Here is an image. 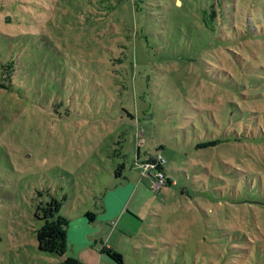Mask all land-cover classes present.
Segmentation results:
<instances>
[{
    "label": "rangeland",
    "instance_id": "rangeland-1",
    "mask_svg": "<svg viewBox=\"0 0 264 264\" xmlns=\"http://www.w3.org/2000/svg\"><path fill=\"white\" fill-rule=\"evenodd\" d=\"M51 1L40 0L34 14L46 32L40 38L48 40L41 43L62 54L40 44L41 57L22 67L20 89H0V264L68 256L117 264L101 252L107 244L125 264H264V189L234 184L237 173L230 171V164L251 165L245 156L251 147L263 158L264 143H241L240 152L230 144L194 149L208 133H221L215 114L229 101L231 115L264 128V0H230V52L222 49L230 83L218 74L220 38L197 21L203 0H176L182 8L172 0H139L140 9L117 7L90 28L85 8L68 11L67 1ZM12 6H5V21ZM23 13L14 20L27 18ZM77 21L83 30H74ZM17 23L10 25L14 36L25 30ZM118 56L121 65L112 62ZM192 106L210 111L188 124ZM142 136L154 153L155 144H164L173 184L159 192L134 164ZM256 193L261 203L245 201ZM52 197L70 224L63 256L37 246L43 221L36 210Z\"/></svg>",
    "mask_w": 264,
    "mask_h": 264
},
{
    "label": "trees",
    "instance_id": "trees-1",
    "mask_svg": "<svg viewBox=\"0 0 264 264\" xmlns=\"http://www.w3.org/2000/svg\"><path fill=\"white\" fill-rule=\"evenodd\" d=\"M12 2V7H14L15 11L12 13L10 17H12L11 21H5V15L9 13L5 6H7L8 2ZM58 1V0H57ZM67 1L69 3L68 8H66L65 3L61 6H64L68 11H71V7L76 8V6H81L85 8L86 11V19L87 23H85L86 28H90V25L97 24L96 19H99L97 15H107L109 18L113 15L117 7H126L129 9L132 8H141L138 1L139 0H62ZM174 6L183 7V3L181 5L176 4V0H172ZM199 1V0H198ZM53 2V0L51 1ZM51 2H49L51 4ZM203 4L199 1L197 4L198 17L197 21L200 24L201 28L206 30L208 33H211L213 36L218 35L220 38V63L218 64V74L224 77L229 83L230 79L227 78V69L224 67V61L222 56L225 53L222 49L230 52V0H203ZM33 3L35 5L34 9L27 7L25 8L23 4ZM42 10L40 0L36 7V0H0V45L3 47L4 56L0 54V89H5L8 92L15 93L20 89V84H22L23 75H22V67L26 64L36 63V60L40 58L37 54V51L40 50V44H42V48H46L50 51L59 52L62 54L59 46L55 44L48 45L46 43H41L40 39L46 40L45 38H40L43 36L42 34H46L42 27H40V17L36 16L34 12H38ZM24 12V13H23ZM19 13H23L27 18H20L17 22L23 21L24 31L19 32V34H14V29L10 26L12 23L15 26L18 24L14 20V16L20 17ZM65 15H69L65 13ZM73 15V14H72ZM65 21V19H64ZM16 22V23H14ZM66 22V21H65ZM83 23L77 21L75 24V31L77 29L83 30ZM19 25V24H18ZM17 26V25H16ZM26 34L31 38V42L27 43H12V39L19 35ZM108 38L110 40L111 45L114 43V34L111 32ZM39 38V39H38ZM228 41V42H227ZM119 49H122L120 45H118ZM123 55V54H122ZM122 56L114 57L112 62L115 65L123 64ZM108 60H111L108 59ZM132 63V62H131ZM230 100V99H229ZM227 100V101H229ZM222 105V104H221ZM193 107V114H191V118L187 117L189 120L188 124H191L192 119L195 117L197 119H201L202 112H209L210 110L206 108H200L198 106ZM198 110V111H197ZM163 113L162 110L159 109ZM212 111V110H211ZM128 116L133 120L134 126L139 125V121H136L134 112L128 111ZM204 118V117H203ZM244 118V117H243ZM242 118L240 113L236 115L230 114V101L226 105H222L221 108L215 114V123L218 124V127L221 131L219 135L213 138L212 134L208 133L207 138L201 139L194 144V149H211L214 146L220 145H232L235 150L240 152L241 143H264V128H260L255 124L250 127L247 126L246 122ZM205 123H208V118H204ZM132 125V128L134 127ZM256 126V127H255ZM230 128V129H229ZM229 129V130H228ZM123 134V132H122ZM137 134V131L134 132ZM224 135V136H222ZM145 141V137L142 141L136 143V151L131 150L134 153L133 160L134 164H138L147 159H152L158 153H161V149H163L164 144L159 142L154 145V149L156 153L151 151L150 149H146L143 145ZM247 147V145H246ZM135 149V146L133 147ZM252 151V152H251ZM188 152V151H187ZM184 152V154H188ZM162 154V153H161ZM163 155V154H162ZM231 156V155H230ZM246 159L251 162V165L247 163L243 166H239L240 168H236L234 165L230 164V171L237 173L236 176H233L232 182L257 187L259 189H264L262 182L260 181L263 178L262 172H264V157H259L257 152L251 147L247 150L245 155ZM188 157V156H187ZM240 158H236L235 160H239ZM120 165V164H119ZM120 167H125V162H121ZM238 167V166H237ZM163 170L168 176V181L165 185L173 184L172 178L170 177L169 170H167L166 165H162ZM238 170V172H236ZM115 176L121 175L120 168H115ZM150 187V185H149ZM255 198L245 199L248 202H256L261 203L262 198H257L258 193L255 194ZM261 199V200H260ZM61 206V201L55 197H52L46 203H41L38 205L36 210V216L43 221L42 225L37 230V246L40 251L52 253L58 256H63L67 251V227L69 224V219L59 214V209ZM86 215L90 220L95 218V213L91 211H87ZM102 253H106L113 260L117 262V264H125L123 256L120 252L115 250L110 246H103ZM48 264H83L78 258L73 256H68L65 259H61L59 261L49 262Z\"/></svg>",
    "mask_w": 264,
    "mask_h": 264
},
{
    "label": "built area",
    "instance_id": "built-area-1",
    "mask_svg": "<svg viewBox=\"0 0 264 264\" xmlns=\"http://www.w3.org/2000/svg\"><path fill=\"white\" fill-rule=\"evenodd\" d=\"M141 140H143V136ZM165 162V157L161 153H158L152 159H147L138 163L142 171V176L149 179L150 188L157 192H159L168 181V176L162 168Z\"/></svg>",
    "mask_w": 264,
    "mask_h": 264
},
{
    "label": "crops",
    "instance_id": "crops-1",
    "mask_svg": "<svg viewBox=\"0 0 264 264\" xmlns=\"http://www.w3.org/2000/svg\"><path fill=\"white\" fill-rule=\"evenodd\" d=\"M123 171H121V175H122ZM144 182V180H142ZM173 182V181H172ZM147 185H149V182H145ZM115 213V215L117 214L116 212H113V214ZM97 220V217L95 216V218L93 220H90L91 222H95ZM109 221V220H108ZM110 222V221H109ZM70 227V224H68L67 229ZM106 246H110L109 244H107Z\"/></svg>",
    "mask_w": 264,
    "mask_h": 264
},
{
    "label": "water",
    "instance_id": "water-1",
    "mask_svg": "<svg viewBox=\"0 0 264 264\" xmlns=\"http://www.w3.org/2000/svg\"><path fill=\"white\" fill-rule=\"evenodd\" d=\"M179 3H180V1H179ZM9 18H10V16H7V17H6V21H8V20H9Z\"/></svg>",
    "mask_w": 264,
    "mask_h": 264
}]
</instances>
